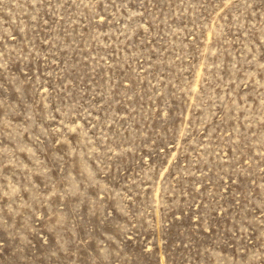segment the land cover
Segmentation results:
<instances>
[{
  "label": "rangeland",
  "instance_id": "1",
  "mask_svg": "<svg viewBox=\"0 0 264 264\" xmlns=\"http://www.w3.org/2000/svg\"><path fill=\"white\" fill-rule=\"evenodd\" d=\"M0 264H264V0H0Z\"/></svg>",
  "mask_w": 264,
  "mask_h": 264
}]
</instances>
